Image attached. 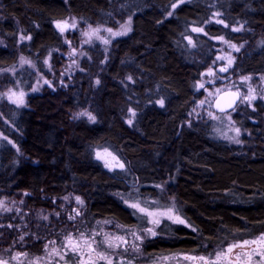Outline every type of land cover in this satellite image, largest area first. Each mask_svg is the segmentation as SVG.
<instances>
[{"label":"trees","instance_id":"trees-1","mask_svg":"<svg viewBox=\"0 0 264 264\" xmlns=\"http://www.w3.org/2000/svg\"><path fill=\"white\" fill-rule=\"evenodd\" d=\"M0 9V70H15L0 76V95L6 87L31 89L37 72L61 78L67 46L55 22L132 24L109 46L87 47L67 87L32 94L24 108L1 105L0 133L17 147L0 140V199L25 198L28 210L53 212L79 197L83 231L103 221L146 229L148 217L130 203L175 205L185 223L162 222L143 246L150 262L214 254L264 233V116L242 122L251 133L244 146L217 139L211 121L188 125L201 97L197 84L218 55L216 37L243 45L236 76H264V0H0ZM215 12L226 24L212 21ZM21 58L35 69H18ZM102 147L123 159L124 171L96 160ZM34 220L41 238L28 236L24 250H39L59 232V219ZM15 235L0 244L12 245Z\"/></svg>","mask_w":264,"mask_h":264},{"label":"rangeland","instance_id":"rangeland-1","mask_svg":"<svg viewBox=\"0 0 264 264\" xmlns=\"http://www.w3.org/2000/svg\"><path fill=\"white\" fill-rule=\"evenodd\" d=\"M212 21L226 24L219 12L214 13ZM57 22H67L69 25L75 24V27H67L61 32L56 26ZM57 22H55V26L65 37L67 46V51L60 53L64 58L61 78L56 79L58 74L54 73L56 69L51 65L52 56L50 55L46 60V69L48 73H54L55 78L37 72L36 83L29 90L6 87L0 95V107L2 104L7 103L18 108H24L27 106L28 99L32 94L42 92L45 88L56 90L58 87H67L76 73L80 71L81 60L87 47L94 44H99L103 47L109 46L114 39L127 35L132 29L131 20L117 29L88 25L75 17ZM126 28L130 30L125 34L114 35L117 32H125ZM194 28H201L203 31L196 32L193 31ZM93 29H98V31L93 32ZM108 29L112 31L109 32ZM235 29L240 28L237 27ZM192 32L194 34H204L205 29L204 27H193ZM85 33H88V35H85ZM219 38H215V41L219 44L216 60L210 68L203 72L197 84V91L201 94V97L191 114L188 125L200 121H211L212 134L217 139L232 145L244 146L246 138L251 133L242 125V122L245 119L258 122L257 117L264 116V113L261 112L264 110V76H236L233 69L244 47L242 44L229 41L224 37L223 39ZM188 40L190 43H194L192 36H189ZM26 66L35 69L29 60L21 58L18 69ZM225 68L227 70L222 71ZM14 72L15 70H0V76L12 75ZM245 77L249 79H244ZM227 91L239 93L240 103L236 109L230 112L219 113L215 109V102L221 94ZM21 93L23 94L22 97ZM21 99L23 103L18 102ZM78 115H85L89 119L91 116L86 111L80 112ZM136 115V112L131 111L128 122H134ZM237 129L239 130L238 132ZM0 140L6 145L17 147L12 141L7 140L2 133H0ZM94 156L110 172H121L126 168L123 159L110 148H96ZM132 204L139 205L138 203H130V205ZM83 207V201L80 198L77 200L76 197L74 199L68 198L61 205L60 210L34 212L26 207L25 198H17L15 200L0 199V237L7 236L9 232H20L19 237L15 235L17 239H13L12 245L9 243L0 244V262H4V264H84L85 261H89V264H91L94 261L95 264H107L106 260L98 259V254H103L112 261V264H205L203 260L187 259L186 257H204L205 260L215 261L216 254L225 251L229 245L242 243L243 241H253L261 236L260 234L255 238L231 242L218 248L214 254L182 253L161 256L150 262L143 251L144 243L159 235L158 228L164 220L175 223L173 220L168 219L166 215H161V213H167L171 210L173 216H179L183 219L175 205L165 209L158 208L153 210L141 205H139V208H135L139 212H141L139 209H144L145 211L141 213L148 217V226L142 230L125 227L110 221H103L95 229L83 231L81 228ZM148 213L153 215L149 216ZM34 218H37L39 222H54L59 219L61 221L59 227L53 225L59 232H56L52 238L44 240L39 250H24L26 243H28L26 240L28 236L36 235V237L38 236L36 239L41 238L36 231H32L33 225L36 223ZM154 219H158L160 223L153 224L152 221ZM147 229H152L157 235L152 236L146 231ZM69 237H71L72 245L78 248L75 252L70 250ZM118 237H123V240L117 239ZM137 237H140V239H137ZM89 245H91V248ZM262 251H264V246L259 244H251L243 249L235 248L232 253L226 258H222L217 264H264V258L260 256ZM249 255L251 260H249Z\"/></svg>","mask_w":264,"mask_h":264},{"label":"snow or ice","instance_id":"snow-or-ice-1","mask_svg":"<svg viewBox=\"0 0 264 264\" xmlns=\"http://www.w3.org/2000/svg\"><path fill=\"white\" fill-rule=\"evenodd\" d=\"M173 7H176V5H173ZM169 15H171V13H169ZM222 23V22H221ZM57 28L63 32L67 27H75V24H67V22H57ZM130 29L129 28H126L125 29V32H117V33H114V35H123L125 34L127 31H129ZM239 30V29H237ZM98 29H93V32H97ZM109 32H111L112 30L111 29H108ZM193 31H196V32H200V31H203V29L201 28H194ZM85 35H88V33H85ZM30 38V37H28ZM219 39H223V37H220ZM233 47H235L233 45ZM238 50V49H237ZM229 63H231V61H229ZM227 69H222V71H226ZM244 79H249L248 77H245ZM201 87H203V85H201ZM23 96V94L21 93V97ZM246 99H248V97H246ZM19 103H23V100L21 99L20 101H18ZM161 103H163L161 101ZM90 116V114H89ZM90 119H95V117H91L90 116ZM129 123H131L129 121ZM239 130L237 129V132ZM239 142V141H237ZM77 200H79V197H77ZM132 208H139V205L137 204H132L131 205ZM141 212H144L145 210L144 209H139ZM149 216H152L153 214L152 213H148ZM161 215H166L168 217V219H171L173 220L175 223H179V224H184L185 221L183 219H181L179 216H173L171 214V210H169L167 213H161ZM153 224H159L160 221L158 219H154L152 221ZM190 226V225H189ZM147 232H149L152 236H155L157 235V233L155 231H153L152 229H147L146 230ZM83 235V234H81ZM117 239L119 240H123V237H118ZM137 239H140V237H137ZM69 240V245H70V250L75 252L78 250L77 246L75 245H72V240H71V237L68 238ZM251 244H259L261 246H264V233L261 234L260 237H258L256 240H253V241H243L242 243H238V244H232V245H229V247L223 251V252H218L216 254V260L215 261H210V260H205L204 257H199V258H196V257H186L187 259H200V260H203L205 261V264H217L218 261H220L222 258H226L230 253H232L233 249L235 248H241L243 249L245 246H248V245H251ZM89 247L91 248V245H89ZM255 251V250H253ZM260 256L262 258H264V251L260 252ZM91 259V258H90ZM98 259H101V260H106L107 261V264H112V261L105 255L103 254H98ZM238 259H239V255H238ZM249 260H251V256L249 255ZM0 264H4V262H0ZM84 264H89V261H85ZM91 264H95L94 261L91 262Z\"/></svg>","mask_w":264,"mask_h":264},{"label":"water","instance_id":"water-1","mask_svg":"<svg viewBox=\"0 0 264 264\" xmlns=\"http://www.w3.org/2000/svg\"><path fill=\"white\" fill-rule=\"evenodd\" d=\"M240 103V94L234 91L224 92L215 102V109L219 113L230 112Z\"/></svg>","mask_w":264,"mask_h":264}]
</instances>
